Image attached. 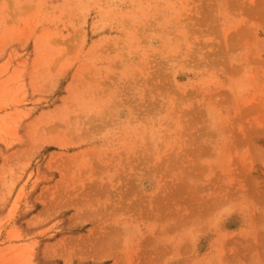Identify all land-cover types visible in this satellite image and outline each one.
<instances>
[{
    "label": "rangeland",
    "instance_id": "374dc122",
    "mask_svg": "<svg viewBox=\"0 0 264 264\" xmlns=\"http://www.w3.org/2000/svg\"><path fill=\"white\" fill-rule=\"evenodd\" d=\"M0 264H264V0H0Z\"/></svg>",
    "mask_w": 264,
    "mask_h": 264
}]
</instances>
